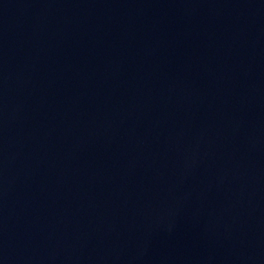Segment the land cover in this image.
<instances>
[{
    "label": "water",
    "instance_id": "95a60500",
    "mask_svg": "<svg viewBox=\"0 0 264 264\" xmlns=\"http://www.w3.org/2000/svg\"><path fill=\"white\" fill-rule=\"evenodd\" d=\"M0 264H264V0H0Z\"/></svg>",
    "mask_w": 264,
    "mask_h": 264
}]
</instances>
